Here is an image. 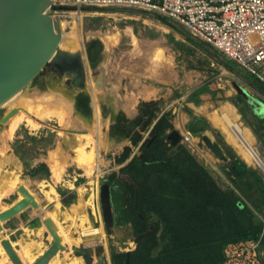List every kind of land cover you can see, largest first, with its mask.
<instances>
[{"label":"rangeland","instance_id":"rangeland-1","mask_svg":"<svg viewBox=\"0 0 264 264\" xmlns=\"http://www.w3.org/2000/svg\"><path fill=\"white\" fill-rule=\"evenodd\" d=\"M63 7L70 9L47 15L61 26L59 56L67 64L81 60L82 86L69 72H76L73 66L60 69L50 62L23 90L24 102L10 108L8 114L20 109L14 124L0 116V213L27 198L23 188L35 200L1 222L0 264H13L3 240L12 242L24 264L40 258L54 242L44 224L49 218L65 247L49 264H126L128 258L117 256L150 247V241L137 239L157 228L153 255L170 246L157 214L133 211L131 186L137 192L154 175V166L138 159L156 138L162 144L153 152L179 157L196 171L201 166L218 188L237 198L247 219L238 239L256 237L264 225V172L239 151L221 121L224 113L234 116L264 160V93L256 80L239 77L217 52L147 11ZM80 146L91 150V173L76 158ZM162 192L154 198L168 197ZM136 217L146 220L145 232L132 223Z\"/></svg>","mask_w":264,"mask_h":264},{"label":"trees","instance_id":"trees-1","mask_svg":"<svg viewBox=\"0 0 264 264\" xmlns=\"http://www.w3.org/2000/svg\"><path fill=\"white\" fill-rule=\"evenodd\" d=\"M148 14L183 32L170 19L158 14ZM187 35L205 49L213 51L198 39ZM255 86L264 93V85L257 80ZM148 106L146 103L141 105L140 111L143 115V108ZM158 126L159 123L155 129ZM161 144V140L156 138L145 150L144 157L138 159L142 166L153 165L154 175H147L144 182L138 184L137 192L131 186L137 201V207L133 205V211L148 209L157 214L162 222L163 235L168 236L172 243L154 256L153 249L158 246L157 228L141 239V243L150 241V247L142 245L132 252L129 264H224V249L227 244L255 238L252 235H244L238 239L241 233L245 232L247 225V219L237 205L238 199L218 188L201 166L196 165L198 172L186 168L179 157H169L152 151L155 145L160 147ZM134 165L135 163H132L130 166ZM158 190L163 191V195L168 194V197L155 199L154 193ZM170 212L178 215H172ZM132 223L135 226L142 225L141 233L147 230L146 220L141 217H136ZM249 226L254 227L252 223H249ZM260 232L261 230L257 236ZM127 258L126 254L117 256V259Z\"/></svg>","mask_w":264,"mask_h":264},{"label":"built area","instance_id":"built-area-1","mask_svg":"<svg viewBox=\"0 0 264 264\" xmlns=\"http://www.w3.org/2000/svg\"><path fill=\"white\" fill-rule=\"evenodd\" d=\"M67 4L164 16L264 85V0H53ZM224 264H264V225L257 237L227 244Z\"/></svg>","mask_w":264,"mask_h":264},{"label":"water","instance_id":"water-1","mask_svg":"<svg viewBox=\"0 0 264 264\" xmlns=\"http://www.w3.org/2000/svg\"><path fill=\"white\" fill-rule=\"evenodd\" d=\"M50 9L70 8H57L53 5V0H0V107L29 86L50 62L61 69L59 62L65 59L59 56L62 31L60 24L47 15ZM92 9L82 8L84 11ZM77 61L78 57L75 62L64 65V68L79 66ZM18 112V108L13 109L3 122H7ZM23 192L26 199L0 213V232L3 231L2 221L35 203L27 189L23 188ZM44 224L54 242L33 264H49L59 251L65 250L61 237L53 228L52 220L49 218ZM145 235H141L137 241ZM2 246L13 264H24L10 240H3ZM127 256L126 264H129L130 253Z\"/></svg>","mask_w":264,"mask_h":264},{"label":"bare ground","instance_id":"bare-ground-1","mask_svg":"<svg viewBox=\"0 0 264 264\" xmlns=\"http://www.w3.org/2000/svg\"><path fill=\"white\" fill-rule=\"evenodd\" d=\"M81 18V17H80ZM63 27V26H62ZM63 29V28H62ZM76 40V39H75ZM114 42V41H113ZM77 44V43H76ZM63 50V49H62ZM83 58V57H82ZM77 59V58H76ZM62 60V59H61ZM75 60V59H74ZM79 57H78V61L76 63L79 62ZM70 62H75V61H70ZM64 63V64H63ZM89 63V62H88ZM61 69L64 68V65H67V62L65 60H62L61 62H59ZM73 68H75V70H77L80 75H83V67L81 64V60L79 62V66H74ZM23 92L21 91L20 93H18L14 98H12L9 102H7L6 104H4L2 107H0V116H4V115H8V112L10 110L11 107H13V105L17 104V103H23ZM26 98V97H25ZM51 107V106H50ZM21 109H25L24 106L21 107ZM41 109V108H40ZM20 110V109H19ZM39 110V109H38ZM62 110V109H61ZM231 113L233 112V114H235L234 109L233 110H229ZM53 112V111H52ZM19 113V112H18ZM17 113V114H18ZM13 116L12 118H10L8 121L9 123H13V121L15 122V119L18 117V115ZM47 115H51V113H47ZM53 115V114H52ZM55 115V114H54ZM5 116V117H6ZM58 116V115H57ZM59 116L61 117V115L59 114ZM27 119V118H26ZM44 119V118H43ZM7 121V122H8ZM221 121L223 123H225L226 127L228 128L227 131L229 132V134L231 135V139L234 140V142L237 144L239 151L245 155V157L247 158V160H249V162L252 163V165H254L255 167L260 168L263 172H264V160L260 157L259 153L257 152V150L255 149L254 146V140L253 137L251 136L250 132L247 129H244L240 124L236 123L234 120V116L232 117L229 113H224L223 118L221 119ZM6 123V122H5ZM32 123V122H31ZM14 124V123H13ZM14 125L12 128V131L14 130ZM7 132V131H5ZM11 131H9L8 133H3L5 134L6 138L8 136V134H10ZM3 138V137H1ZM83 140V139H82ZM81 140V142H82ZM81 147V146H80ZM91 150L90 152L85 151V149L83 148V146L81 148L78 149V155H77V160H79L78 162L83 165L86 166L85 170L88 173L93 172V168L92 166L89 164V158H92V154ZM93 153V152H92ZM60 162V161H59ZM62 163V162H61ZM64 164V163H63ZM64 166V165H62ZM97 170V169H96ZM13 182H16L13 181ZM14 184V183H13ZM1 195L0 194V202H1ZM59 227V226H58ZM57 227V228H58ZM60 232V230H59ZM62 232V231H61ZM64 236V235H63ZM67 239V238H66ZM64 240V239H63ZM62 240V241H63ZM79 260V259H78ZM74 261V260H73ZM77 261V260H75ZM75 263V262H74ZM73 264V262H72Z\"/></svg>","mask_w":264,"mask_h":264},{"label":"crops","instance_id":"crops-1","mask_svg":"<svg viewBox=\"0 0 264 264\" xmlns=\"http://www.w3.org/2000/svg\"><path fill=\"white\" fill-rule=\"evenodd\" d=\"M183 30V29H182ZM181 32V31H180ZM182 33H185V35H187V32H185L184 30H183V32ZM188 36V35H187ZM208 46V45H207ZM214 51V50H213ZM222 60H223V63L228 67V69L230 70V71H232V72H234L236 75H238L239 77H240V75H241V73H243V74H245L246 76H247V74L246 73H244L241 69H237L236 67H234V65H232V63H230V62H228V61H226V60H224V58L220 55V54H218V53H216ZM260 83V82H259ZM261 84V83H260ZM263 85V84H262Z\"/></svg>","mask_w":264,"mask_h":264},{"label":"flooded vegetation","instance_id":"flooded-vegetation-1","mask_svg":"<svg viewBox=\"0 0 264 264\" xmlns=\"http://www.w3.org/2000/svg\"><path fill=\"white\" fill-rule=\"evenodd\" d=\"M71 75H73V78L75 79V84L78 86H82V80H83V75H80V73L76 70L75 71H69Z\"/></svg>","mask_w":264,"mask_h":264}]
</instances>
